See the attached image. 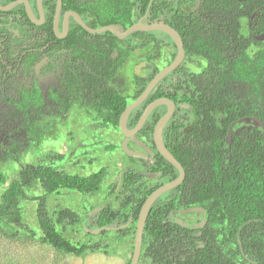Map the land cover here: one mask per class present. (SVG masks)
<instances>
[{"label": "trees", "instance_id": "16d2710c", "mask_svg": "<svg viewBox=\"0 0 264 264\" xmlns=\"http://www.w3.org/2000/svg\"><path fill=\"white\" fill-rule=\"evenodd\" d=\"M119 1L129 4L133 1L128 8L123 4L124 13L121 21L125 23L124 29L136 24L150 8V14L147 16L149 24L165 22L180 33L186 32V22L182 16L188 14H166L167 0ZM131 6L138 8L137 11L133 9L132 14ZM217 15L252 17L253 31L258 34L264 33V0H244L242 5L225 10L219 8ZM95 16L98 20L94 18L89 21L88 26L91 28L112 25L114 22L117 24L120 17L118 14L117 21L114 20V15L99 21L101 15L97 8ZM75 27L72 32L87 33L80 25L76 24ZM232 33L235 36L239 34L238 30ZM162 34L164 33L160 31L136 32L134 35L139 38H136L134 43L131 38L123 41L115 38L107 42L115 48L137 50L152 46L153 49L159 50L164 47V41L151 42L148 38L149 35ZM236 43L242 54L232 57L222 56L221 44L216 47L213 40L208 44L211 50L215 49L219 53L218 70H209L206 75V80H216L215 87L207 85V96H201V100H198L199 105L196 103L192 105V112L196 114L192 119L193 121L197 119L194 132L199 147L196 150L190 148L186 155L180 149L177 121L181 114L179 111L168 127V132L171 133L173 127L177 134V142L171 151L184 165L186 179L181 186L159 198L152 206L144 229L139 260L143 264H213L215 260H233L234 264H250L246 258L257 264H264V126L254 124L255 126L248 125L249 127L244 129L237 126L233 129L231 140L227 141L229 128L238 119L250 117L249 119L253 121L254 117L264 125V46L250 54L243 41L236 40ZM192 47L193 42L186 43L187 49ZM205 48L203 42L202 49ZM158 57L142 55L138 60L147 63L148 60H155ZM196 57L211 64L214 54ZM173 58L174 56L168 59L171 61ZM182 67L184 68V65ZM182 67L175 72L177 76L180 75ZM159 71L160 68L156 65L153 71L147 70L137 77V80L142 82L139 94ZM116 74L118 73L115 69L107 65L106 80H118ZM175 74L164 80L171 81ZM159 89L163 87L160 86ZM213 89L217 90L218 96L215 103L212 102ZM158 97H161V94L157 90L151 94L148 102ZM9 98L5 96V102L9 105L7 117L11 114L16 118L7 120V117L0 116V138L9 139L11 144L9 151L20 152L19 156L11 160L14 161L13 168L19 171L18 174L16 171L15 177H10L15 170H9L5 164L6 156H0V232L17 241L41 243L76 257H84L88 253L110 255L114 250H121L120 245H127L131 238L134 239L139 213L151 194V191H146V187L138 188L132 185L134 178L139 181L144 179L129 166L134 159L124 154L122 178L119 171L115 174V180L109 182L104 189L105 179H108L109 173H112L109 171L112 169L103 167L89 175L76 172L73 165L76 158L74 156L89 155L82 153L83 151L70 152L71 159L63 164H59L65 159L63 154L59 157L49 152L47 155L39 153L33 156L30 149L39 144L42 137L48 135L53 122L43 120L39 115L34 117L35 112L22 117L20 102H15L14 98H11L9 103L7 102ZM173 99L179 102V95ZM188 100L194 102L191 98ZM120 108L117 116L124 106ZM212 111L215 112V120L210 118ZM200 114H208L207 119ZM136 122L130 121V126L133 127ZM104 123L119 127L118 117L115 120H105ZM155 125L156 120H148L145 128L153 130ZM18 133L26 136L21 142L18 138L15 140ZM107 150L113 151L111 145L107 146ZM163 159L160 156V161L165 163ZM167 165L173 169V174L168 179L170 181L178 176V172L169 162ZM119 184L121 187L118 191ZM103 189L108 191L110 201L104 206L92 208L90 199L103 194ZM171 194H174V197ZM78 195L82 204L75 207ZM60 197L65 199L64 203L58 200ZM166 199L174 203V207L178 209L197 206L206 210L209 226L202 237L203 247H199V244L192 240L190 233L180 230L179 227L175 229L168 227V217L164 213ZM112 202L118 205H113ZM27 203L34 204L36 208L35 217L32 218L33 224H29V216L26 218ZM54 203L59 204L58 207L54 206ZM88 214V221L84 223ZM85 227L120 229L103 230L93 235L86 232ZM215 231L218 233L217 236ZM79 234H83L84 238L74 240L73 237ZM216 237L220 241L218 252L214 246ZM132 254L133 250L127 264H131Z\"/></svg>", "mask_w": 264, "mask_h": 264}, {"label": "flooded vegetation", "instance_id": "af4514ba", "mask_svg": "<svg viewBox=\"0 0 264 264\" xmlns=\"http://www.w3.org/2000/svg\"><path fill=\"white\" fill-rule=\"evenodd\" d=\"M27 2L37 23L28 14ZM242 2L244 0H167L165 3L166 14H188L187 16H182L186 22V32L184 33H180L171 24L160 23L175 29L184 43V59L181 65L167 77L175 74L183 65L184 68L182 67L180 75L177 76L175 74L172 76L171 81L164 80L165 78L160 81L148 98L132 110L128 118L127 127L129 130L137 127L141 116L152 103L160 99H166L173 103L174 111L163 130L165 147L172 153L171 149H174L177 142V134L173 127L171 128L173 130L171 133L167 131L177 111L181 113L177 117V121L179 122L180 149L183 150V154L186 155L190 148L196 150L199 147L198 138L195 137L194 132V125L197 119L194 121L192 119L193 116H196L192 112V105L195 103L199 105L200 101L198 100H201V96H207V85L210 84L211 87H215L216 80H206V75L209 70H218L217 57L219 53L215 49L211 50L208 44L212 40L216 47L221 44V52L224 57L240 56L242 54L239 51L236 40L243 41V45L248 48L246 50L250 54H254L264 46V33L258 34L253 31L252 27L254 24L252 17L242 18L238 16L217 15L219 8H224L225 10L235 5H242ZM132 3L133 1H130L129 4L128 2L123 3L119 0H62L60 11L58 12L59 0H0V116L7 117L9 110V105L5 102V96H7L10 97L7 100L9 103L11 98H14L15 102H20L22 117L27 113L33 114L35 112L33 114L34 117L39 115L43 120H52L53 124L51 126L55 127L56 135L62 136L60 129L63 130L65 126H68L69 129L63 137V144L49 151L59 157L62 154L65 155V159H62L63 161L59 164L70 160V152H76L79 146L83 145L84 140L78 138L79 134L90 138L91 143L87 144V147L91 149L90 152L94 154V158L85 155L74 156L76 158L73 160V165H75V170L78 173L80 170L85 171L87 165L92 166L94 162L96 164L101 162L108 169H120L119 175L122 178L124 153L122 152L121 144L125 136L122 134L120 126L115 128L105 124L104 121L115 120L118 117L120 122V118L126 108L134 103L144 92L139 94L142 82L138 81L137 77L143 75L147 70L153 71L156 65L161 71L163 68L171 65L178 54L174 41L166 33L154 36L149 35L148 38L151 42L154 40L164 41L162 49L155 50L150 46L147 49L133 50L115 48L107 40L117 38L123 41L131 38L132 43H134L135 39L139 38L137 35H134L136 32L124 39L119 38L111 31L101 34H92L88 31L87 33L80 31L72 32L73 29H76V24L81 26L76 17L88 26L89 21L96 18L97 8L98 13L100 12L101 15L99 21L113 15L115 21L119 18L117 24L114 22L112 25L99 28L114 26L118 31L124 33L135 25L132 24V26L124 29L125 23L121 21L122 14L124 13L122 9L123 4L127 5L128 8ZM10 6L13 7L8 10L7 8ZM131 8V14L138 9L136 6H131ZM230 11L233 14L231 9ZM118 14L120 17L117 18ZM149 14L150 8H148L145 16L141 17L136 24L142 22L145 25H151L147 22ZM56 22L59 25L58 31L55 29ZM88 27L91 28L90 26ZM234 30H238L239 34L237 36L232 33ZM108 32L111 33L109 34ZM191 42H193V47L187 49L186 43ZM203 42L206 47L205 49H202ZM211 52L214 54L211 64L207 60L196 57V55H212ZM142 55L159 57L144 63L138 60V57ZM172 56L174 58L170 61L168 58ZM124 57L126 58L124 59ZM107 65L113 67L118 73L116 74L119 77L118 80H106ZM128 74L131 76L130 81ZM193 76H200V78H194ZM148 84L144 87V90ZM160 86L163 89H159ZM157 90L161 94V97L148 102L151 94ZM213 93L212 102L215 103L218 99L217 90L213 89ZM177 94L180 98L179 102L173 99L176 98ZM190 98L194 102L189 101L188 99ZM122 106H124V109L117 116L120 111L119 108ZM213 108L215 111L216 105ZM168 110L169 107L167 105L156 107L149 115L141 130L134 135V138L146 145L153 155H149L150 159L133 158L134 160L129 166L144 179L139 181V179L134 178L132 185L138 188L146 187V191H151V194L179 177L178 169L170 163L177 170L178 176L173 180H168L169 176L173 174V169L167 165L168 161L159 153L155 144L157 125L167 115ZM214 111L211 112V119H214ZM200 116H203L206 120L208 114H200ZM15 118L9 114L7 120ZM248 118L250 117L236 120L231 124L230 128L233 127L234 129L237 126H242V129H244L250 125L253 126V121H243ZM133 120L137 122L132 127L130 126V121ZM148 120H156L153 130L145 128ZM76 122H79L80 126H77ZM71 127L78 129V136L76 132H72L74 129L71 130ZM106 130L112 133L116 139V142L113 141L115 142L114 144L108 142L113 151H108L107 146H103V136L97 133V131L106 132ZM90 132H96L97 134H91ZM87 133L91 135H87ZM128 147L134 152L144 153V150L132 138L128 143ZM85 154H88V151L85 150ZM101 155L111 158L115 156V160L110 159V162H104ZM172 155L174 156V154ZM160 156L164 158L165 163L160 161ZM176 160L185 171L182 162L178 159ZM109 174L105 182L112 178L113 174ZM149 175H153V177H149ZM185 179L186 171L183 182ZM120 187L121 184H119L117 190ZM107 192L92 197L96 201L99 200L92 204V208L100 205L104 206L110 201L111 197H109V193ZM171 195L174 197V194ZM112 204L118 205L116 202H112ZM192 208L199 207L178 209L174 207V203L166 199L164 213L167 214L169 228L175 229L179 227L180 230L190 233L192 240L196 244H199V247H203L201 243L202 237L207 232L209 226L207 212L205 209V213L202 211L184 212ZM88 218L89 214L86 216L84 223H87ZM96 229L100 228L87 229L85 227L86 232L89 233ZM215 235H218L217 231H215ZM219 245L220 241L216 237L214 246L217 252L219 251ZM240 247L242 248V245ZM246 259L250 264H257L249 258ZM138 264H143V262H139ZM213 264H234V262L233 260H215Z\"/></svg>", "mask_w": 264, "mask_h": 264}, {"label": "rangeland", "instance_id": "374dc122", "mask_svg": "<svg viewBox=\"0 0 264 264\" xmlns=\"http://www.w3.org/2000/svg\"><path fill=\"white\" fill-rule=\"evenodd\" d=\"M129 81L131 80L130 74H128ZM76 125H79V122H76ZM80 126V125H79ZM55 127L51 126L48 130V135L42 137L39 140V144L34 145L30 151L32 152L33 156H36V154L41 153L42 155L48 153L51 149H56L57 146H61L64 142V134L69 129L68 126H65L64 129H60L61 135H56ZM74 129V130H72ZM72 132H76V135L78 136V129L72 128ZM56 133V134H55ZM91 133V132H90ZM103 140V146H109L108 142L115 143L116 139L114 138L113 134L108 132H102L97 131ZM96 132H93L91 134H97ZM89 133H87L88 135ZM89 134V135H91ZM18 138V140L21 142L23 139L26 138L25 134L18 133L15 137ZM78 138H82L84 140L83 145L79 146L78 150L76 152H82V150L85 153V150L88 151V156L94 158V154H92L91 149L87 147V144L91 143L90 138L83 134H79ZM66 140V139H65ZM115 141V142H113ZM87 142V143H86ZM10 141L8 138H0V156H6L7 160H5L6 166L9 168V170H15L14 174H10V177L16 176V171L18 174L19 170H16L13 168L15 165L12 164L14 161L11 162L13 158L20 155V152L17 150L9 151L10 150ZM13 156V157H12ZM40 156V155H39ZM101 158L104 162H110V159L115 160V156L112 158L109 156L101 155ZM20 165H22V162H20ZM87 165V164H86ZM104 166L101 162L95 163L92 166L87 165L86 170L82 171L80 170V174L82 175H89L91 173H96ZM120 169L111 170L113 173V176L110 180H106L105 184L106 186L111 182L112 180H115V174L118 173ZM107 188V187H106ZM105 189V185H104ZM103 189V191H104ZM106 192V190L103 192V194ZM80 196L78 195V198ZM55 200V199H54ZM53 200V201H54ZM60 202L64 203L65 199L60 197L58 199ZM80 198L78 199L77 203L75 202L74 206L77 207V205H81L82 203L79 202ZM57 201V200H56ZM99 201V200H98ZM94 199H90V204H93L94 202H98ZM79 202V203H78ZM82 202V200H81ZM92 202V203H91ZM86 207V203H84ZM32 203H27L26 205V218L29 216L28 221L29 224H33V217H35V211L36 208L33 206ZM59 205V204H58ZM58 205L54 203V206L58 207ZM74 208V207H73ZM27 220V219H26ZM86 231V230H85ZM91 233V232H90ZM84 235L79 234L75 235L73 239H83ZM126 245V244H125ZM120 245L119 251H112L110 255H105L103 253H88L84 257H76L73 255H67L64 253H61L51 246L44 245L41 243H34V242H24V241H17L14 240L12 237L7 236L0 232V264H126L128 257L130 256L132 252V248L134 247V239H130L127 245ZM118 247V246H116ZM113 250V249H112ZM114 252V253H113ZM116 252V253H115Z\"/></svg>", "mask_w": 264, "mask_h": 264}, {"label": "water", "instance_id": "95a60500", "mask_svg": "<svg viewBox=\"0 0 264 264\" xmlns=\"http://www.w3.org/2000/svg\"><path fill=\"white\" fill-rule=\"evenodd\" d=\"M61 3L62 0H59V8H58V12L60 11V7H61ZM13 6L8 7L7 9H12ZM27 11L29 16L32 18V20L37 23L33 12L31 10V8L29 7V4L27 2ZM79 24H81V26L88 32L92 33V34H101L103 32L106 31H111L114 34H116L119 38L124 39L126 37H128L129 35H131L132 33L135 32H154V31H160L163 33L168 34L172 40L174 41L177 49H178V54L175 57L174 62L163 68L155 77L154 79L148 84L147 88L144 90V92L139 96V98L132 104H130L126 110L124 111V113L122 114L121 118H120V122H119V126L121 129L122 134L125 136L124 141L121 144V149L122 152L132 158H142V159H150L149 155H153L152 151L146 147V145H144L142 142L138 141L137 139L134 138V135L141 130V128L144 126V124L146 123V120L148 119L149 115L152 113V111L160 106V105H167L169 107L168 113L167 115H165L158 123L156 131H155V144L156 147L159 151V153L169 162L171 163L175 168L178 169L179 171V177L174 180L173 182H170L166 185H164L163 187L157 189L155 192H153L145 201V203L142 206V209L139 213V217H138V221H137V225H136V233H135V237H134V248H133V254H132V262L131 264H138L139 260H140V256H141V252H142V243H143V237H144V229H145V225H146V221L148 219L150 210L152 208V206L154 205V203L157 201V199L159 197H161L163 194L168 193L170 191H172L173 189L177 188L178 186H180V184L183 182L184 178H185V171L183 169V167L181 166V164L176 160V158L172 155V153L165 147L164 142H163V130L164 127L166 126V124L168 123V121L170 120V118L172 117L173 111H174V105L173 103L169 102L166 99H160L158 101H155L154 103H152L147 109L146 111L143 113V115L141 116L137 127L133 130H129L128 129V118L130 116V113L132 112V110L134 108H136L137 106H139L141 103H143L148 96L150 95V93L152 92V90L158 85V83L160 81H162L164 78H166L170 73H172L173 71H175L182 63L184 56H185V52H184V43L180 37V35L178 34V32L173 29L172 27L166 25V24H156V25H145L142 22L133 25L132 27H130L128 30H126L124 33L118 31L116 29V27L114 26H108L105 28H99V29H91L89 28L82 20H80L78 17H76ZM58 23L56 22V30L58 31ZM254 124H256L257 126H264L263 123L257 119V118H252ZM243 121L249 122L251 121V119H244ZM232 133H233V127L230 128L229 130V134H228V138L227 141L229 142L231 140L232 137ZM132 138L133 141H135L143 150L144 153H138V152H134L133 150H131L128 147V143L130 142V139ZM149 177H153V175H149ZM198 211H202L203 213H205L204 209L199 208H192V209H188L184 212L186 213H190V212H198ZM118 230L120 228H112V227H103L100 229H96V230H92L91 233L93 235H96L98 233H100L103 230Z\"/></svg>", "mask_w": 264, "mask_h": 264}]
</instances>
